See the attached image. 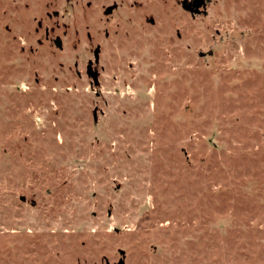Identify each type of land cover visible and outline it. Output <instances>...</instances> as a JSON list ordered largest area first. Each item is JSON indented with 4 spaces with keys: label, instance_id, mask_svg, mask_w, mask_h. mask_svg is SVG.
<instances>
[{
    "label": "rangeland",
    "instance_id": "rangeland-1",
    "mask_svg": "<svg viewBox=\"0 0 264 264\" xmlns=\"http://www.w3.org/2000/svg\"><path fill=\"white\" fill-rule=\"evenodd\" d=\"M110 2L0 0V264H264V0Z\"/></svg>",
    "mask_w": 264,
    "mask_h": 264
},
{
    "label": "flooded vegetation",
    "instance_id": "flooded-vegetation-1",
    "mask_svg": "<svg viewBox=\"0 0 264 264\" xmlns=\"http://www.w3.org/2000/svg\"><path fill=\"white\" fill-rule=\"evenodd\" d=\"M210 0H111L110 4L103 10L104 13L108 16L111 15V18L117 22L118 26L120 23L124 22V20H128L127 24L130 25V29L137 32L139 30L144 31L145 25H155L156 19L154 17L155 14L161 13L162 15L165 13H174V20L179 18V12H177L178 8L183 9L185 12L190 14L191 16H196L199 14H206V7ZM137 15V16H136ZM133 17L141 18L138 22V26L133 24ZM139 20V19H138ZM175 22V21H174ZM177 30V29H176ZM115 31V30H114ZM49 30L45 28V36H48ZM177 37H180L179 32H177ZM58 38V37H56ZM54 39V43L55 40ZM98 54L100 51V47L97 45L96 47ZM95 50V49H94ZM93 50V53H94ZM98 62V61H97ZM97 67H94L93 71L97 72ZM86 73L92 74V63L88 61L86 66ZM98 74V72H97ZM105 259L103 264H109ZM117 264V262L113 263Z\"/></svg>",
    "mask_w": 264,
    "mask_h": 264
},
{
    "label": "water",
    "instance_id": "water-1",
    "mask_svg": "<svg viewBox=\"0 0 264 264\" xmlns=\"http://www.w3.org/2000/svg\"><path fill=\"white\" fill-rule=\"evenodd\" d=\"M55 44L59 45V38H56ZM97 61H98V51H97V49H95L94 50V62L97 63ZM93 79H94L95 85H97L98 82H97V72L96 71H93ZM93 114H94V120H96L95 111H93ZM21 199L24 200V197L22 196ZM118 253L120 254V257H119V259L117 261V264H124L125 251L123 249H118ZM106 262H107V260H106Z\"/></svg>",
    "mask_w": 264,
    "mask_h": 264
}]
</instances>
